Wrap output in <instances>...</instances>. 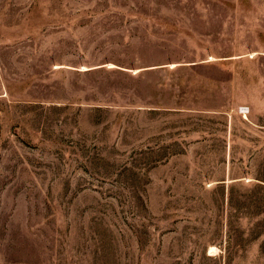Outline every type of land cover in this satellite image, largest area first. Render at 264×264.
<instances>
[{"label": "rangeland", "instance_id": "rangeland-1", "mask_svg": "<svg viewBox=\"0 0 264 264\" xmlns=\"http://www.w3.org/2000/svg\"><path fill=\"white\" fill-rule=\"evenodd\" d=\"M0 264H264V0H0Z\"/></svg>", "mask_w": 264, "mask_h": 264}, {"label": "built area", "instance_id": "built-area-1", "mask_svg": "<svg viewBox=\"0 0 264 264\" xmlns=\"http://www.w3.org/2000/svg\"><path fill=\"white\" fill-rule=\"evenodd\" d=\"M239 109H240V112L245 114V112L248 110V107L240 106Z\"/></svg>", "mask_w": 264, "mask_h": 264}, {"label": "bare ground", "instance_id": "bare-ground-1", "mask_svg": "<svg viewBox=\"0 0 264 264\" xmlns=\"http://www.w3.org/2000/svg\"><path fill=\"white\" fill-rule=\"evenodd\" d=\"M212 245V244H211ZM211 248V247H210ZM215 249V248H214ZM209 251V250H208Z\"/></svg>", "mask_w": 264, "mask_h": 264}]
</instances>
